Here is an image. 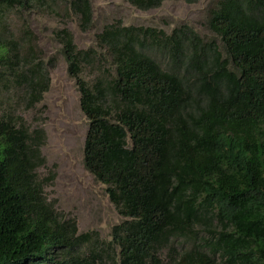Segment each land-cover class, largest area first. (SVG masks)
<instances>
[{
    "label": "trees",
    "instance_id": "1",
    "mask_svg": "<svg viewBox=\"0 0 264 264\" xmlns=\"http://www.w3.org/2000/svg\"><path fill=\"white\" fill-rule=\"evenodd\" d=\"M126 1L148 10L164 0ZM64 2L87 31L90 0ZM34 3L47 4L0 8ZM207 25L223 51L186 23L166 33L117 19L86 49L68 29L54 32L88 122L84 167L124 219L108 241L79 233L44 195L55 172H38L42 121L4 112L0 264H264V0H215ZM32 49L21 56L14 39H0V82L18 90L25 110L41 101L54 63ZM95 64L106 76L83 78Z\"/></svg>",
    "mask_w": 264,
    "mask_h": 264
},
{
    "label": "rangeland",
    "instance_id": "2",
    "mask_svg": "<svg viewBox=\"0 0 264 264\" xmlns=\"http://www.w3.org/2000/svg\"><path fill=\"white\" fill-rule=\"evenodd\" d=\"M46 3L43 6L34 3V7L24 9L0 8V39H14L21 56L31 44L32 51L38 53L43 62L54 59L53 66L48 69V89L33 109L25 110L19 103L17 105L18 90L0 82V114L10 111L32 126L42 121L46 141L41 152L46 162L38 172L40 175L55 172L52 184L44 188L46 200L56 212L74 217L79 233L93 230L100 239L108 241L112 227L124 218L109 201L105 184L84 167L83 144L88 122L80 109L75 80L67 73V63L54 32L68 29L76 48L86 49L96 47L94 35L117 19L124 25L151 26L166 33L186 23L204 40L214 39L223 51L219 37L207 25L208 10L215 0H199L195 4L164 0L159 7L148 10H140L126 0H90L92 24L85 32L79 29L77 17L65 11L64 0H57L51 7H47L49 0ZM105 66L86 67L82 77L88 81L98 75L105 77ZM42 106L45 107L41 115L44 119L39 120ZM163 254L161 258L165 259Z\"/></svg>",
    "mask_w": 264,
    "mask_h": 264
}]
</instances>
